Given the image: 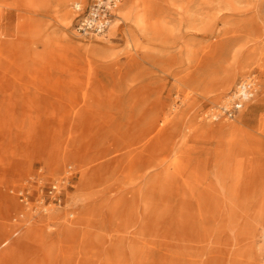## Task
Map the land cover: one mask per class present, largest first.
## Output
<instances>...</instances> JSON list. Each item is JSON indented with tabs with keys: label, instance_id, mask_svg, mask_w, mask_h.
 <instances>
[{
	"label": "bare ground",
	"instance_id": "bare-ground-1",
	"mask_svg": "<svg viewBox=\"0 0 264 264\" xmlns=\"http://www.w3.org/2000/svg\"><path fill=\"white\" fill-rule=\"evenodd\" d=\"M194 1L118 8L108 33L129 22L128 49L147 39L164 50L143 57L151 69L116 89L107 84L110 50L76 47L61 34L71 0H0V115L51 116L61 95L77 89L63 153L83 164L73 202L84 205L63 219L59 207L43 210L47 225L36 245L23 242L30 229L21 228L0 263L17 264L5 258L28 248L43 256L37 264H264V3ZM76 61L88 69L90 88L73 83ZM28 69L29 85L12 83ZM170 83L174 96L165 95ZM198 97H212L213 107L188 117L184 107ZM102 113L105 122L95 123ZM104 129L116 133V148L98 146ZM66 173L55 181L61 190ZM92 182L100 187L93 193ZM2 198L8 217L26 215ZM51 224H61L60 240H52Z\"/></svg>",
	"mask_w": 264,
	"mask_h": 264
},
{
	"label": "rangeland",
	"instance_id": "rangeland-1",
	"mask_svg": "<svg viewBox=\"0 0 264 264\" xmlns=\"http://www.w3.org/2000/svg\"><path fill=\"white\" fill-rule=\"evenodd\" d=\"M72 1L64 10L69 11L70 15L64 16L61 21V34L72 36L76 47L98 44L110 50L116 59L107 61V64L111 65L109 66L110 82L107 83L109 87L120 89L122 84L128 79L126 78L128 75L141 74L151 69L152 66L149 59L146 58L147 62L142 58L147 57V55H154L153 52L156 50H164L160 45L154 47L153 44H150L145 39L141 49L136 47L128 49L125 30L132 28L129 22L121 23L115 36L108 32L103 36H82L76 30L79 17ZM74 1L85 3L86 0ZM144 1L124 0L119 7L118 14H123L131 3L137 7ZM178 1L176 0L175 3H178ZM193 3H201V0H195ZM240 3H264V0L242 1ZM234 20L235 17H232L230 23L219 24V29L223 31ZM29 26L30 24L27 23L28 29ZM67 26L69 27L66 28ZM136 33L140 35L139 31H136ZM258 52L260 53V51ZM156 53L159 54V52ZM132 57L136 58L137 63L135 60L131 61ZM71 74L73 83L84 86V89L85 87H91L90 73L85 68V65L76 61ZM250 74L261 76L257 69H253ZM30 79L31 75L28 69L22 77L14 78L12 83L17 87L27 86L30 84ZM241 79L238 78L235 84ZM170 90L171 92H169ZM76 91L77 89L72 92L73 95L68 93L67 95H61V100L54 114L48 117H35L22 113L0 115V251L6 250L10 244L22 239L23 231L21 228L30 229L29 236L24 238L23 242L29 247L36 245L34 242L36 240L35 237L41 232V228L43 229L47 225V221L42 220L43 215L46 213L43 210L48 209L49 211L59 207L58 209L63 212L62 219L71 212L78 214L83 211L84 205L82 203L76 204L73 202V198L79 194L77 186L83 164L79 163L74 156L66 159L63 153L68 145L66 130L72 127L73 120L71 118L79 110L77 102L80 100L81 95L76 93ZM168 94H174L171 83L165 91V95L167 96ZM212 99V97H198L193 104L184 107V110L188 117L201 114L203 111L210 110L213 107ZM21 106V103L14 105L15 108H20ZM105 117L104 113L95 117V123H104ZM257 118H259V115ZM88 120L89 118L86 117V121ZM198 121L200 120L198 119ZM35 133L37 136L34 138ZM114 134L116 133L105 129L101 131L98 140L100 149L112 150L117 147L118 143L114 142L115 139L112 141ZM86 162L90 163V161ZM94 162V164H97L100 160L94 159ZM68 170L71 173L70 182H66L64 185L66 189L62 188L63 190L59 193V204L54 200V196L51 195L50 186L55 181L65 177ZM98 189L100 187H97V184L92 182L87 191L93 193ZM2 196L12 198L18 206L24 208L26 215L22 216L17 210H13L11 215L13 219L8 217L7 213L10 205L2 201L4 200ZM79 199L76 200L79 201ZM29 218L32 221L26 222ZM51 226L55 228L51 235L52 240H60L62 236H59L58 230L61 229V224H51ZM6 231H9L12 235L9 240H7L6 236H1ZM2 244L6 245L2 247ZM24 249L13 257L5 258L6 262L9 261L8 263H10L14 260L17 264H37V261L43 259L40 253L30 254L31 251L28 248ZM76 257H79V255Z\"/></svg>",
	"mask_w": 264,
	"mask_h": 264
},
{
	"label": "built area",
	"instance_id": "built-area-1",
	"mask_svg": "<svg viewBox=\"0 0 264 264\" xmlns=\"http://www.w3.org/2000/svg\"><path fill=\"white\" fill-rule=\"evenodd\" d=\"M87 1V3H86ZM76 1L74 9L79 13V21L76 30L82 36H103L106 35L110 25L116 19V11L124 0H86ZM59 184L56 182L50 186V193L56 202H60ZM60 204V203H59Z\"/></svg>",
	"mask_w": 264,
	"mask_h": 264
}]
</instances>
